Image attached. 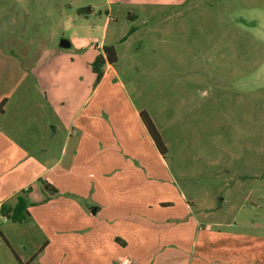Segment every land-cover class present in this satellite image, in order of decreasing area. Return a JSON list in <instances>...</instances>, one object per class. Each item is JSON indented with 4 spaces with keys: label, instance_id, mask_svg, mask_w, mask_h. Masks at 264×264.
Segmentation results:
<instances>
[{
    "label": "rangeland",
    "instance_id": "obj_1",
    "mask_svg": "<svg viewBox=\"0 0 264 264\" xmlns=\"http://www.w3.org/2000/svg\"><path fill=\"white\" fill-rule=\"evenodd\" d=\"M64 38L70 47L60 46ZM105 45L116 48L117 74L98 80L92 63ZM119 92L148 112L166 154L149 135L148 145L127 149L136 156L127 166L89 182L124 211L103 213L114 223L69 231L79 224L65 204L74 198L96 213L101 199L90 193L30 205L25 223L0 212V264H19L16 256L34 255L49 238L43 264H117L104 242L112 235L135 244L126 249L131 264H206L205 236L221 255L225 232L264 233V0H0V102L7 99L0 139L27 150L19 174L27 176L25 161L41 155L55 125L60 152L72 111L86 98L102 101L108 121L103 110L116 104L108 96ZM132 184L149 192L141 196L151 203L149 221L129 213L138 198Z\"/></svg>",
    "mask_w": 264,
    "mask_h": 264
},
{
    "label": "crops",
    "instance_id": "obj_2",
    "mask_svg": "<svg viewBox=\"0 0 264 264\" xmlns=\"http://www.w3.org/2000/svg\"><path fill=\"white\" fill-rule=\"evenodd\" d=\"M115 64V63H114ZM109 62L106 63V69L102 77L105 80L108 77L110 71L117 74L115 65ZM116 82L117 79H114ZM121 87L123 88L124 82L120 81ZM110 101H114L116 104H107V110H103L109 117L108 121L102 118L103 106L100 105L102 101L98 103L94 102V98H86L80 106L73 109V117L70 119L67 131L62 135L61 149L59 152L60 145L57 144L55 139L58 133V126L55 125L52 134L49 136V141L45 146L41 144V155L36 158L33 157L28 161H25L26 168L24 173L27 176H23L20 173L21 166L23 164V157L28 155L27 150H23L19 143L14 141L7 142L6 140L0 139V207L4 202L14 203L13 200L23 189L31 188L28 193V199L30 205H38L39 203H44L46 199L64 197L65 192H73L85 196L86 194H93L95 198L101 199V205L96 213H92L82 203L76 201L74 198H70L72 201V206L68 203L65 204V214L67 216L73 217L76 220H71L72 224H79V227H72L69 231L77 233L80 229H95L99 228L102 224H111L109 219L106 221L104 219L103 213L111 212L116 213L121 210H114V201L110 203L107 198L108 194L102 191H93L90 188L89 182L95 180L96 182L108 180L107 175L111 176V173L117 168H123L127 166V160L136 156L131 153L130 158L127 149H134L133 145L136 142H143L146 140L147 145L149 143V133L141 119L140 112L142 109L136 107L128 95L124 97V93H116L109 95ZM1 98V97H0ZM56 107L61 103V101H55ZM65 102V101H64ZM7 103V99H2L0 102V115L6 113L4 105ZM53 103V102H52ZM92 103V104H91ZM6 106V105H5ZM60 115V113H58ZM64 117V116H63ZM67 118V117H65ZM2 129V130H1ZM3 128L0 126V135ZM15 132V131H14ZM3 133H5L3 131ZM104 137L106 139H104ZM1 138V137H0ZM103 139L105 141H103ZM136 141V142H135ZM140 147V143H138ZM27 149V147L25 148ZM57 151L59 153H57ZM123 154H122V152ZM44 154V157H43ZM45 164H42V161ZM28 163V164H27ZM35 167L33 172H29L30 169ZM136 171V169H134ZM18 172V180L16 181V175ZM149 172V171H148ZM147 172V178H149V173ZM138 181L136 184L138 186L139 182L143 183L138 176ZM89 185V187H88ZM139 188V187H138ZM132 190L133 184H132ZM137 190V189H136ZM134 190V191H136ZM143 194L144 192L148 196V190H140ZM138 198L134 199V204L129 209V213L137 212L140 221H149L150 219V209L151 203L147 197L146 201L141 199L142 193L137 190ZM33 195H37L38 198L35 200H30ZM92 195V196H93ZM93 200L97 203V201ZM105 197V200L103 199ZM116 201V200H115ZM147 212L143 211V202ZM173 202L162 203L163 208L169 207ZM137 207L138 209L133 207ZM30 210V208H29ZM75 213V215H73ZM32 214V212H31ZM61 216V214H60ZM64 216V215H63ZM66 216V215H65ZM132 222V217H127ZM90 221L93 224L80 223ZM111 222V223H109ZM229 224V223H228ZM43 228L47 227L48 224L44 223ZM248 230L244 231H227L221 239V255L214 252L213 246L214 239L205 236L206 250L203 255V259L206 264H264V233H257L259 230L255 227H247ZM80 232V231H79ZM111 238L104 237V242L106 239L109 241L105 242V246L114 251L117 264L119 260L125 261L120 264H131L134 260V254L128 252L126 249H133L132 242L128 241L121 235H112ZM99 240V239H98ZM100 241V240H99ZM9 243L8 240H6ZM66 242V241H65ZM1 243V234H0ZM52 240L49 238L44 242L39 249L34 251V255L30 257H22L21 255L16 256L19 264H30L33 261V257H37L40 264H43L44 257H46L47 252L50 249ZM65 245V244H64ZM64 245L61 247L60 252L66 255L68 252V247ZM137 245V244H136ZM208 245H211L208 248ZM120 249L125 251H119ZM204 248V249H205ZM119 251V252H118ZM217 251V250H215ZM193 256V260H194ZM192 260V263H193Z\"/></svg>",
    "mask_w": 264,
    "mask_h": 264
},
{
    "label": "trees",
    "instance_id": "obj_3",
    "mask_svg": "<svg viewBox=\"0 0 264 264\" xmlns=\"http://www.w3.org/2000/svg\"><path fill=\"white\" fill-rule=\"evenodd\" d=\"M90 9V7L79 8L80 11H90ZM117 58L118 56L115 46L105 45L104 54H98L92 63L93 70L96 72L98 80H100L104 75V65L106 62L114 64L117 61ZM140 116L157 150L162 155H165L167 152V146L164 143L163 138L150 115L146 110L143 109L140 112ZM30 189V187L23 189L21 193L17 195L16 201L14 203L4 202L1 204L0 212L7 220H12L19 223H25L30 220V202L28 199V193Z\"/></svg>",
    "mask_w": 264,
    "mask_h": 264
},
{
    "label": "water",
    "instance_id": "obj_4",
    "mask_svg": "<svg viewBox=\"0 0 264 264\" xmlns=\"http://www.w3.org/2000/svg\"><path fill=\"white\" fill-rule=\"evenodd\" d=\"M60 46L61 47H70L71 46V42H70V40L64 38V39H62V41L60 43Z\"/></svg>",
    "mask_w": 264,
    "mask_h": 264
}]
</instances>
